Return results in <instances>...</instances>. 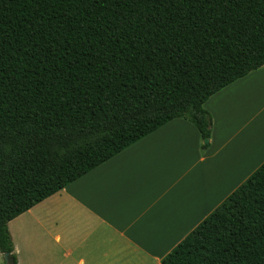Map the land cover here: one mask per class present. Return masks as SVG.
Returning a JSON list of instances; mask_svg holds the SVG:
<instances>
[{
  "label": "trees",
  "instance_id": "trees-1",
  "mask_svg": "<svg viewBox=\"0 0 264 264\" xmlns=\"http://www.w3.org/2000/svg\"><path fill=\"white\" fill-rule=\"evenodd\" d=\"M264 67V0H0V253L9 223ZM6 263V261H5ZM264 264V164L163 259Z\"/></svg>",
  "mask_w": 264,
  "mask_h": 264
},
{
  "label": "crops",
  "instance_id": "crops-1",
  "mask_svg": "<svg viewBox=\"0 0 264 264\" xmlns=\"http://www.w3.org/2000/svg\"><path fill=\"white\" fill-rule=\"evenodd\" d=\"M204 107L207 149L173 120L11 221L18 264H163L264 164V67Z\"/></svg>",
  "mask_w": 264,
  "mask_h": 264
},
{
  "label": "water",
  "instance_id": "water-1",
  "mask_svg": "<svg viewBox=\"0 0 264 264\" xmlns=\"http://www.w3.org/2000/svg\"><path fill=\"white\" fill-rule=\"evenodd\" d=\"M4 258H5L6 264H14L12 256L10 254H5Z\"/></svg>",
  "mask_w": 264,
  "mask_h": 264
},
{
  "label": "rangeland",
  "instance_id": "rangeland-1",
  "mask_svg": "<svg viewBox=\"0 0 264 264\" xmlns=\"http://www.w3.org/2000/svg\"><path fill=\"white\" fill-rule=\"evenodd\" d=\"M5 262V261H4Z\"/></svg>",
  "mask_w": 264,
  "mask_h": 264
}]
</instances>
